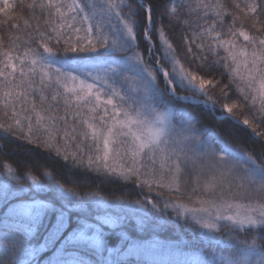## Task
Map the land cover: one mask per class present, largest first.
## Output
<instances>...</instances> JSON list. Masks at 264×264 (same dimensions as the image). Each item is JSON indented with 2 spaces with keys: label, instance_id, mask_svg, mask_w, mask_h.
<instances>
[{
  "label": "trees",
  "instance_id": "16d2710c",
  "mask_svg": "<svg viewBox=\"0 0 264 264\" xmlns=\"http://www.w3.org/2000/svg\"><path fill=\"white\" fill-rule=\"evenodd\" d=\"M31 2L32 0H10L14 6L11 15L19 17L18 20L9 21L3 13H0V70L6 59L3 53L9 51L10 47V55L17 59L13 61L16 74L14 77L9 76V79H15L17 83H20V73L23 70L26 81L35 80L26 92L23 88L15 89L18 94L17 99L10 101L15 107L6 111L3 98V91L6 89L2 88L3 78L0 77V125L15 124L14 116H19L23 122H26L25 117H27L34 127L37 125L38 118H41L39 125L41 130L53 123L50 117L57 118V127H62L66 121L69 129H76L77 140L75 144L71 140L65 141L64 131H61L60 144L68 143L70 152L75 151L76 144L80 145L81 154L86 160L89 154H94V149L92 153L89 152L88 146L93 143L92 130L82 121L87 120L88 123H93L99 128L103 123L101 117L108 120L112 106H108L107 113L103 106L93 113L90 111L91 106L85 105L84 108L79 109L80 114L74 117L73 113L77 112L79 104L75 97H72L65 105L67 96L63 85L58 89L61 94L58 102L53 101L48 90L40 89V76L28 75L31 60L39 58L45 43L44 41L31 43L25 35L27 31H30L24 27L25 20L36 25L33 13L26 7ZM65 2L71 3L72 0H65ZM77 2L80 3L83 14L89 17V21L94 26H98L99 30L108 37L109 44L88 53L45 54L42 59L52 67L49 70L50 76L58 68L63 73L85 80L86 83H94V89L100 91L102 105L111 95L110 88H114L124 98L122 102L119 96H112L114 104L127 110L133 117L148 115L152 113V110L156 112L170 110L173 126L177 129L182 130L189 125L197 129L206 126L215 129L233 147L243 149L245 153L250 154L252 150L258 153L261 150L264 146V136L258 133L264 132V128L257 126L258 115L257 120H253L248 111L251 101L248 102L247 107L244 106L240 93L235 90V84H232V91L227 93L228 98L220 94V89L229 85L234 78L239 80L236 70L237 64L242 63V60L233 63L231 54L239 56L241 49L246 48L251 59L250 53L256 47L249 45L242 36L231 34V29L239 32L243 28L250 37H259L257 32L259 25L256 28L252 27L253 22L248 19L251 13L243 7L245 3H251L252 0H157L153 11V25L163 29L173 49L177 48L181 38H183L184 46L187 47L189 41L195 37L192 29L197 26L196 13L199 12L200 17L205 16L204 9L198 8V4H221L226 6L223 12L235 13L236 20L233 22L231 15L216 18L215 12L209 9L207 20H199L200 36L195 38L192 44L194 48L201 43L205 45L202 55L208 56V64L203 66L200 60H197V63L203 66L201 71L211 75L204 78L213 79L214 77V86H206L211 100H208L203 91L175 70L174 58L165 51L159 38L153 41L157 47L152 49L148 47L149 41L142 38V29L151 30L152 25L145 22L141 9H146L152 0H114L115 3L120 4L114 11L107 10L106 0H77ZM183 3L192 5L191 14L184 15V20L192 24L191 28L183 20L179 23L175 20L171 21L165 14L167 8ZM235 4L240 5V10L234 8ZM34 15L37 18L40 17V10L37 9ZM47 15V12L43 13L44 18H47ZM123 20L131 23L133 35L128 34ZM40 23L43 25V20ZM17 24L19 28L15 27ZM209 27H214L215 31H206L205 29ZM217 35L219 40H214L213 37ZM9 37L13 41L12 44H9ZM230 40L234 41L231 52L225 50L228 47L226 44L223 47L217 46ZM113 42L115 46H112ZM54 44L55 41L49 46L52 47ZM209 45L214 48V54L207 52ZM149 51L152 55L147 57L146 61L138 58V52ZM25 53L28 55L25 56ZM157 58L161 66H168L169 80L174 84L178 95L194 96L212 104L215 101L216 108L213 110L208 105L183 102L175 98L170 93L168 80L158 70ZM177 59L188 71H194L195 65L189 67L181 55H177ZM240 72L246 75L243 68H240ZM195 74L201 76L200 72ZM97 76L100 78L95 79ZM133 81L137 84L136 88L132 84ZM20 95H23V100L19 99ZM42 96L46 97L43 101ZM225 103L237 104V108L233 110L235 120L243 123V120L248 118L250 123L242 125L230 117L221 119L223 115L221 109ZM256 108H259V101ZM74 120L75 123H73ZM108 123L110 124L111 121L109 120ZM84 133H88L87 138ZM27 135L26 127L24 136L8 133L0 128V264H49L62 240L69 234L90 235L94 228H88V225L92 224L97 227L95 233L99 238L98 244L91 240H77L68 246L78 252L79 264H113L117 256L133 242L148 245L151 255L139 261L130 258L127 264H218L216 263L218 256L236 254V250L240 248L236 245L230 246L231 240L227 234L235 232L233 234L237 233L238 236L245 238L244 240L247 239L248 244H251L253 239L259 243L257 228L248 229L245 232L228 229L230 233L223 235V243L213 242L171 206L164 208V204L169 203L171 199L180 198L187 203V197L183 198L182 194L163 190L164 195L160 197L158 194L161 191L156 192L152 189L149 192L147 188L142 190L138 183L125 181L117 175L75 165L70 160L65 161L63 155L58 156L54 151L40 146L36 137H32L31 140L25 139ZM238 159L241 163L246 162L245 157H238ZM176 177L184 187L183 193H190L191 197L197 194L204 197V188L211 180V177L206 178L197 173H189L183 168ZM235 183L240 182L237 180ZM214 189L213 186L212 191ZM219 191L237 197L241 195L242 189L232 186L229 191V184L224 182L223 189L219 187L216 193ZM251 195L256 196L255 193ZM145 196L157 203L161 211L153 209L150 205L145 206L143 203ZM94 198L106 200L112 203L111 205H120L124 211L118 212L113 207L107 210L99 208L92 201ZM19 206H28L30 214L25 215L23 208ZM79 206L83 207L79 208ZM124 206L127 208H123ZM128 206H133L135 210L143 206L141 207L144 208L143 213L131 212ZM103 216H115L117 222L110 224L104 221ZM58 224L63 226V232L56 244L44 249L36 256H31L29 250L34 247L39 248L44 243L45 237ZM117 248L120 249L119 253L115 251ZM51 264L56 262L51 261Z\"/></svg>",
  "mask_w": 264,
  "mask_h": 264
},
{
  "label": "snow or ice",
  "instance_id": "6c2138e0",
  "mask_svg": "<svg viewBox=\"0 0 264 264\" xmlns=\"http://www.w3.org/2000/svg\"><path fill=\"white\" fill-rule=\"evenodd\" d=\"M157 0H152L146 9H141L144 15L145 22L148 25H152L151 30L142 29L141 36L143 39L149 41V49L157 47L153 41L159 38L160 43L164 46L165 51L170 53L174 58V68L178 73L187 79L190 83H193L201 91H203L208 100H211V96L208 95L206 86H214L213 79H206L207 73L201 71V68L208 64V56L202 55L205 50L203 43L192 47L195 38H199V24L200 19L207 20L208 10L211 9L215 12L216 18H221L225 15H231L233 22L236 20L235 13L223 12V8L226 7L221 4H198V8H203L205 16L200 17L199 12L196 13L197 20L196 28H193L195 37L189 41V46H184L183 38L177 43V48L173 49L172 44L168 42L165 37L163 29H158L157 26L153 25V11L156 7ZM120 4L114 2V0H106V7L108 11H114ZM27 9L33 13V18L36 19V25H32L28 20L24 21V27L30 29L25 35L31 43H37L38 41H44L43 53L40 54L39 58L31 60L29 66L28 75L35 77L40 76L39 86L41 90H48L51 93L53 101L58 102V97L61 95L58 91L61 85H63L64 93L67 96L65 99V105L68 104L72 97H75L79 108L76 113H73L74 117L78 116L79 109L84 108L85 105H90V111L95 113L98 109L103 106L107 113L108 106H112V112L108 116V120L103 121L101 127L97 128L95 124L88 123L87 120H83V123L88 124V128L91 131L92 145L89 147V154L87 159L81 154V146L76 144L75 151L70 152V146L68 143L60 144V132L64 131V140H71L75 144L77 136L75 135L76 129H69L67 122L62 127H57L56 117H50L53 123L49 124L47 128L41 130L40 123L41 118H38L36 127L30 119L25 117V121L20 120L19 116H14L15 124L7 123L6 125H0L4 131L8 133H17L24 136V128H27L28 135L25 139L31 140L32 137H36V141L39 142L40 146L44 147L49 151H54L58 156L63 155L65 161H71L75 165H83L89 169L100 172L103 171L106 174L117 175L125 181H133L138 183L140 188L143 190L147 188L149 192L152 191L153 187L158 189L170 188V185L165 184L164 176L158 175L157 171H149L148 163L150 162L155 167V158L158 153L163 152L164 149L160 148L163 144L166 149H170V153H166L165 163L168 167L167 175L180 174L182 168L187 170L189 173H197L204 177H211L209 186L217 185L223 189V183L229 184V191L231 187L235 186L239 189L244 190L246 197L249 201L252 200V193L260 196L261 202L258 205H253L251 202L248 204H227L226 207L230 211L233 207L238 209L234 215L223 214L220 206L215 200H199L200 207L185 208V211H189L195 217L198 214H205L208 216H214L215 219H226L236 223L240 227H243L245 223L249 228L259 229V243L256 239H253L251 244H248V240L243 242L248 245L247 255L259 256L260 259L257 264H264V146L257 153L255 150L252 152L245 153L243 149H237L231 145V143L220 136L219 132L215 129L203 126L202 128H195L189 125L187 128L182 130L172 127L168 121L167 114L155 115V127H148L145 131L146 122L139 118H134L127 110L121 108L119 105L114 104L112 96H119L120 100L124 102L123 96L114 88L111 89V95L103 102H101L99 89H94V83H86L85 80L78 78L75 75H70L61 72L58 68L52 76L49 75V70L52 68L50 65L44 62L42 57L47 55H55L62 53H88L96 51L100 47H104L109 44L108 37L99 30L98 26H94L87 15L83 14V10L80 7V3L77 0H72L71 3H66L65 0H32L31 3L26 5ZM244 9H247L251 15L248 16L252 23V27L257 29L259 37H250L248 32L244 31L243 28L237 32L235 29H231L233 36H242L244 41L248 42L249 45H255L252 49L249 59V53L246 48L241 49L239 56L232 53L231 59L233 63L238 60H242V63L237 64L236 75L239 76L237 81L235 78L229 85H225L220 89V94L227 97V93L232 91V84H235V90L240 93V98L245 107L248 102L251 101V107L248 108L249 113L253 120H257V126L264 128V0H252L251 3H245ZM234 8L240 10V5L235 4ZM39 9L41 12L40 17H35L36 10ZM219 9L220 11H216ZM14 10V6L10 3V0H0V13L9 20H18L19 17H13L11 12ZM192 5L182 4L174 7L167 8L165 14L170 17V20H175L177 23L183 20L184 23L188 24L191 28L192 24L184 20L185 14H191ZM47 12V18L43 17V13ZM43 20V25H41ZM55 21V23H54ZM124 27L127 29L129 35H133V27L128 20L122 21ZM12 27V25H9ZM19 28V25H15ZM50 29V30H49ZM206 31H215L214 27L205 29ZM83 33V34H81ZM67 37V39H65ZM18 39V38H17ZM214 40H219V36L213 37ZM55 41L54 46L50 47L49 44ZM63 41V44H61ZM13 41L9 37V44ZM228 45L225 49L231 52L234 47V41H225L223 44L217 46L223 47ZM112 46H115L114 42ZM7 47V45H6ZM214 48L209 45L207 52L214 54ZM11 48L9 51H5L3 56L6 59L3 61V68L0 70V77L3 78L2 88L6 89L3 91L4 106L5 110L12 108L14 109V101L17 99L18 94L16 88H23L25 92L27 88L35 83L34 79L25 80V73L23 70L20 73V83H17L15 79H9V76H15V65L13 61L17 57L10 55ZM28 53H25L27 56ZM152 52L139 53L138 58L142 61H146L147 57L151 56ZM177 55H181L189 67L195 65L194 71H188L177 59ZM191 57V59H188ZM227 59V58H225ZM197 60L203 62V66L197 63ZM219 60V57H218ZM27 63V61H25ZM157 64H160L159 59L156 60ZM24 65H21L23 69ZM230 67V65H225ZM240 68H243L245 74H241ZM165 78L168 77L169 69L167 65L161 67ZM195 72H200L201 76H197ZM97 76L95 79H99ZM72 83L69 84L68 82ZM198 81V83H197ZM106 82V81H105ZM107 83V82H106ZM218 83V82H217ZM134 88L137 84L133 81ZM20 100H23V95L19 96ZM46 97H41L43 101ZM83 102L80 104L79 102ZM257 101H259V108H256ZM213 110L215 109V101H213ZM237 108L236 103L223 104L221 119H227L229 117L234 118L233 110ZM255 109V111H253ZM157 113L152 110V114ZM111 121L109 124L108 121ZM167 121V124H166ZM75 123V120L73 121ZM250 123L248 118L243 120V124L248 125ZM55 133V135H53ZM71 133V134H70ZM85 137H88V133H84ZM258 135L264 136V132H259ZM130 138V139H129ZM33 141V142H36ZM117 143L123 150H117V148H110V145ZM102 143V147H100ZM129 145L131 151L129 152ZM102 152V155L100 153ZM238 157H245L246 162L241 163ZM142 159L145 163L138 166V161ZM117 161H119L117 163ZM119 169V171H117ZM239 184H236V181ZM179 192V187L171 189ZM163 197V191L158 194ZM143 203L145 206L151 205L152 207H158L157 203H153L144 197ZM23 208L25 215L30 214V208L28 206H19ZM169 207L168 203L164 204V208ZM177 207H184L178 205ZM214 224L203 223L205 228H213ZM63 232V226L58 224L48 236L45 237L44 243L39 248H32L29 250L31 256L38 255L41 251L46 248H50L56 244L57 240L60 239V235ZM94 239L84 236L83 233L79 235L69 234L64 240L59 243L56 248V252L51 261H55L56 264H79L78 252L68 247L77 240ZM96 244L98 240H94ZM116 252H120L117 248ZM151 255V250L148 245H141L138 243H130L124 249V251L117 256L113 264H127L130 258H135L139 261L142 258H148ZM51 261L49 264H51ZM235 264H241V260L235 262Z\"/></svg>",
  "mask_w": 264,
  "mask_h": 264
},
{
  "label": "rangeland",
  "instance_id": "374dc122",
  "mask_svg": "<svg viewBox=\"0 0 264 264\" xmlns=\"http://www.w3.org/2000/svg\"><path fill=\"white\" fill-rule=\"evenodd\" d=\"M184 98L191 99L192 97L186 96V97H183V99ZM159 114H167L168 121H169L170 125L172 127H174L173 121H172V113L170 110L158 111L155 114H152V113L149 114L148 113V115H145V116H139V117L134 116V118H139V119L144 120L146 122L145 131H147L148 127H155L156 126L154 123L155 115H159ZM166 124H167V121H166ZM110 148H117V150H120V151L123 150L115 142L112 145H110ZM160 148L164 149V151L157 154V156L155 158V167L153 168V165L150 162H147L148 163V169H149V171H157L158 175L164 176L165 184L170 185L171 189H175L178 186L179 192H176L174 190H170V188H168V187H166L164 189H158L156 187H153V190L156 192L163 191V190L173 192V193L176 192V193L182 194L181 196H183V198L187 197V199H188L187 203L183 202L180 198H176V199H171L168 204L174 210L178 211L183 217H186L195 228L201 230V232H203V234H206L208 236V238L217 239V241L221 242V243L224 242L223 235L230 233V231L228 229H233V230H237L240 232H245L248 229H256V228H249L247 223H245V225L243 227H240L236 223H233L232 221H228L226 219H218L217 220L214 218V216H208L205 214H198L194 217L191 212L185 211V208L190 209L193 207H200L199 200H215L216 203L220 206L223 214L234 215V213H236L238 211V209L233 207L229 211L226 207L227 204H233V205H235V204H248L251 202L253 205H258L261 202V198H260V196H257V195L253 196L252 195L253 198L251 201H249V199L246 198L244 190H242L241 195H239L237 197H232L226 193H220V191L218 193H216V190L219 189V187L217 185L209 186V183L204 188V191H203L205 194L204 197L198 196V194L194 197H191L190 193L189 194L183 193L184 187L180 184L178 178L176 177L177 174L167 175L168 167H167V164L165 163V159H166L165 154L170 153V149H166L163 144L160 145ZM130 151H131V146L129 145V152ZM118 162L119 161H117V163ZM143 163H145V161L140 159L138 161V166L140 164H143ZM117 171H119V169H117ZM213 186L215 187L214 191H212ZM92 201L96 204L97 207L102 208V209L107 210L108 208L113 207V209L117 210L118 212L124 211L123 209H121L122 207H120V205H111L112 203H110L106 200H103L101 198H94ZM178 205H183L184 207H177ZM82 207L79 206V208H82ZM128 207H129V211L131 210V212L137 211L139 213H143V210H144V208H141L143 206H139L138 208H136V210L133 208V206H128ZM123 208H127V206H124ZM96 217L99 218L98 215H96ZM102 218L104 219V221L109 222L110 224L117 222V218L115 216H103ZM203 223L214 224L215 226L213 228H205V227H203ZM91 227L94 228V230L91 231L90 235H88L86 237L94 238V239H87V240H91V241L98 240L99 241V238H98L97 234L95 233V230L97 227L93 224L88 225V228H91ZM225 230H227V231H225ZM233 233H235V232H231V234H227V236H229L228 238L231 240V241H229V244H230V246L236 245V246H239L240 248L238 250H236V254H232L230 256L229 255L218 256V258L216 259V263H218V264H235V262L240 259L241 264H257V261L260 259V257L259 256H251V257L247 258L246 255H247L248 245L243 242L245 238L238 236L237 233L236 234H233ZM77 235H79V234H77Z\"/></svg>",
  "mask_w": 264,
  "mask_h": 264
},
{
  "label": "bare ground",
  "instance_id": "6f19581e",
  "mask_svg": "<svg viewBox=\"0 0 264 264\" xmlns=\"http://www.w3.org/2000/svg\"><path fill=\"white\" fill-rule=\"evenodd\" d=\"M156 55V54H155ZM169 82V86H170V93L172 95H174L176 93V90H175V87H174V84L169 80V78H166Z\"/></svg>",
  "mask_w": 264,
  "mask_h": 264
}]
</instances>
